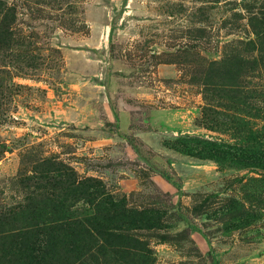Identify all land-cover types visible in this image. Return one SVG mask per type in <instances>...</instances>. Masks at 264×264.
<instances>
[{"label":"rangeland","instance_id":"obj_1","mask_svg":"<svg viewBox=\"0 0 264 264\" xmlns=\"http://www.w3.org/2000/svg\"><path fill=\"white\" fill-rule=\"evenodd\" d=\"M0 6V213H86L63 187L92 179L161 222L133 233L154 264H264V169L233 163L264 162V0Z\"/></svg>","mask_w":264,"mask_h":264},{"label":"trees","instance_id":"obj_2","mask_svg":"<svg viewBox=\"0 0 264 264\" xmlns=\"http://www.w3.org/2000/svg\"><path fill=\"white\" fill-rule=\"evenodd\" d=\"M5 10L9 11L0 6V17H4ZM250 21L255 33L261 35L264 19L253 16ZM8 29L0 23V42L9 39ZM260 53L264 55V50ZM240 73L238 65L234 78L224 80V85L236 87ZM228 79H233L234 84H229ZM209 148L195 156L219 163L228 161L226 152ZM241 161L233 163L264 169V164L254 166L260 157ZM66 183L62 196L86 201V213L70 215L71 207L63 201H40L0 213V264H154L149 244L133 233L160 228L159 220L147 211L130 207L126 196L113 200L92 179L80 182L72 177ZM117 255L126 261L121 262Z\"/></svg>","mask_w":264,"mask_h":264}]
</instances>
